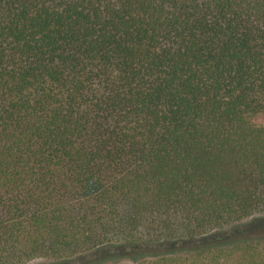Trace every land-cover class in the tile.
<instances>
[{"label":"trees","instance_id":"trees-1","mask_svg":"<svg viewBox=\"0 0 264 264\" xmlns=\"http://www.w3.org/2000/svg\"><path fill=\"white\" fill-rule=\"evenodd\" d=\"M262 213L264 0H0V264H264Z\"/></svg>","mask_w":264,"mask_h":264},{"label":"rangeland","instance_id":"rangeland-1","mask_svg":"<svg viewBox=\"0 0 264 264\" xmlns=\"http://www.w3.org/2000/svg\"><path fill=\"white\" fill-rule=\"evenodd\" d=\"M237 225L238 227L234 229V233L241 232L240 236H245V235L250 236V235H259V234L264 235V213L255 214L243 220ZM232 233L233 232L229 230L227 231V235H232ZM228 237L230 239L233 238L232 236H228ZM122 248H124L125 250L131 249L129 245L124 246ZM102 254L100 253V250L91 251L85 254L78 255L77 257H74L70 260H66L65 262H60L56 264H92L95 261V259L98 256H101ZM25 264H49V261L44 258H38V259L31 260ZM52 264H55V263H52Z\"/></svg>","mask_w":264,"mask_h":264}]
</instances>
